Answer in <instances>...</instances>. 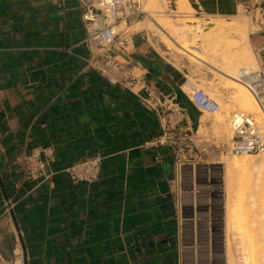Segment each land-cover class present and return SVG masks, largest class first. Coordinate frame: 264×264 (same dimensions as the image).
I'll return each instance as SVG.
<instances>
[{"label": "crops", "instance_id": "0c3cea01", "mask_svg": "<svg viewBox=\"0 0 264 264\" xmlns=\"http://www.w3.org/2000/svg\"><path fill=\"white\" fill-rule=\"evenodd\" d=\"M244 1L190 0L200 13L225 17ZM81 14L78 0H0V258L234 264L222 142L199 139L212 122L181 89L189 65L170 61L144 33L134 37L146 79L187 110V136L159 145L155 113L87 67ZM38 146L55 151V174L40 186L23 168ZM97 154L95 182L73 183L63 171Z\"/></svg>", "mask_w": 264, "mask_h": 264}, {"label": "built area", "instance_id": "2783aa9c", "mask_svg": "<svg viewBox=\"0 0 264 264\" xmlns=\"http://www.w3.org/2000/svg\"><path fill=\"white\" fill-rule=\"evenodd\" d=\"M78 1L85 29L82 43L89 52L87 67L111 85L135 94L146 108L155 113L162 130L157 144L175 145L185 138L187 133L183 123L187 110L175 93H165L155 83L148 81L145 69L134 58V37L144 32L133 31L132 25L149 15L145 0ZM238 14L251 17L257 25L252 35L264 33V0H245ZM257 54L260 66H243L234 77L249 88L264 113V42L257 48ZM181 89L200 113L214 116L221 112V103L193 76H185ZM227 121L232 133L227 144L228 153L234 156L264 154V120L260 121L254 114L236 108L229 112ZM54 160L53 146L30 149L23 159L26 179L36 186L43 184L55 174L52 168ZM102 162L101 155L87 156L68 165L63 171L73 183L90 184L99 179Z\"/></svg>", "mask_w": 264, "mask_h": 264}, {"label": "bare ground", "instance_id": "6f19581e", "mask_svg": "<svg viewBox=\"0 0 264 264\" xmlns=\"http://www.w3.org/2000/svg\"><path fill=\"white\" fill-rule=\"evenodd\" d=\"M151 1L158 2L160 5L162 2V1L160 2L159 0H151ZM176 2H177L176 3L177 11H175L176 12L175 14L176 17H178V19L176 20L175 28L169 30L163 26V23L157 21V24L159 26V31L161 34H163L162 37L165 38L166 40L168 39L170 43L169 45H176V47H179L180 50L179 51L177 50L178 54H176V56H178L179 54L187 55V56L192 55L193 58L197 59V62L205 61L206 63H211V65H214L218 69V73H220L221 76L223 75L222 77H226L225 78L226 81L224 83L226 85L224 87L232 90L231 98L235 102V105L233 106L254 114L256 118L260 121L264 120V113L262 112L252 92L249 90V88L246 85L236 80L234 77L237 70L243 66L250 68H257L261 64L258 55L253 53L251 49L252 43H251L250 34L256 32L255 30H257V25H253L252 27L249 24H243L244 22L241 23L240 21L238 22L237 20L228 24L223 19L220 20L211 19L206 23H202L200 22L201 20H199L198 17L196 24L190 20V18H194L193 12L195 11L193 6L191 5L190 0H176ZM186 5H188V7H186ZM145 9H147L148 13H150L151 10L149 11L148 7H146ZM144 20L145 19L134 23L132 25V30L133 27L142 23ZM173 26L174 25L168 27L172 28ZM143 30L144 28L133 31L138 32ZM196 46H197V54L192 51ZM230 100L229 102L232 101ZM227 102L224 103L223 101L220 103H222V105L225 104L227 105ZM223 107L224 106H222V108ZM225 113H226L225 115L228 116L227 112ZM217 117L219 118L218 121H221V124L224 125L225 116L222 113H219L217 114ZM202 126L204 125L202 124ZM230 137H232V134H230ZM222 161H224L225 163L226 190L228 191L229 194L227 198V207H228L227 220L229 223L230 230H232L233 234L238 236L239 239L241 238V236L244 235L245 241L243 239V243L244 242L247 243V241H251L249 244L251 243L253 244V235L250 237L248 236L249 233L247 234L244 233L248 232L246 229L247 224L252 225L258 222L256 219L255 220L252 219L250 220L251 221L250 223H247L250 217L247 218L245 214L246 213L245 211L247 210L246 208L247 206L245 205L249 204L250 207L257 208L259 204V200L257 199L258 194H260L259 189H262L263 188L262 186H264V177H263L264 156L263 158L261 157V159H258L256 156L252 154L244 155V156L233 155L231 159L226 158L225 160L223 159ZM259 215H260L259 217H262L261 214ZM241 221H246V222L241 223ZM243 223L245 224L247 223L246 226ZM244 229H246V231ZM261 235H262L261 238L262 241L264 240V236L263 234ZM239 242H240L239 244H241V240H239ZM245 243L242 245H246ZM229 248H231V245ZM239 248H241V246ZM246 248L250 250L248 251V256L247 257L245 256L246 258L244 256L242 257L243 258L242 262L244 264H261V262L264 263V250L257 251L254 249L253 245H251L250 247L248 246ZM231 257H232L231 259L233 260V256Z\"/></svg>", "mask_w": 264, "mask_h": 264}, {"label": "rangeland", "instance_id": "374dc122", "mask_svg": "<svg viewBox=\"0 0 264 264\" xmlns=\"http://www.w3.org/2000/svg\"><path fill=\"white\" fill-rule=\"evenodd\" d=\"M159 1L160 2L162 1L161 5L155 1L152 2L151 0H145V8L148 7V10L149 11L151 10L152 12L150 11V13H149L150 15L147 16L142 23L133 27V30H140V29L144 28L143 32H144L146 39H148L154 46H156L163 55H165L170 61H175V63L184 62V63L188 64L189 68L192 71L191 76H193V78L198 81V83L200 84L201 87H203L204 89L209 91L211 93V95H213V97H215L219 102L224 101V103H226L228 101L227 105L226 104L222 105V103H221V108H222V106H224V107L221 109V112H220L225 116L224 120H225L226 125L225 124L222 125L221 121H218L219 118L217 117V115L211 116V115L205 114L204 117L211 120L212 128L208 129L206 127L205 128L201 127L198 135H199V139L200 138H202V139L209 138L211 135H214L219 141L222 142V144H221L222 147L219 149L220 150L219 154L221 156L220 159L221 160H223V159L225 160L226 158L231 159L233 155L228 153L227 144L229 143V141L231 139L230 134H232V133H231L225 112H227V115H228L230 111H232L233 109H236V107L233 106V105H235V102L231 98V91L232 90L224 87L226 85V84H224L226 81V79H225L226 77H222L223 75L221 76V74L218 73V69L214 65H211V63H206L205 61L197 62V59L193 58L192 55L191 56L189 55L190 57L187 55H182V54L181 55L179 54L178 56H176V54H178L177 52L180 50L179 47H176V45H169L170 43H169L168 39L166 40L165 38L162 37L163 34H161L159 31V26L157 24V21L163 23V26L169 30H172L173 28H175L176 20L178 19V17H176V14H175L176 13L175 11H177V4H176L177 2H176V0H159ZM156 3H158V4H156ZM186 7H188V5H186ZM193 15H194V18H190V20L196 24H197V17H198L199 20H201L200 22H202V23H206L211 19L212 20L213 19L214 20L223 19L228 24L237 20L238 22L240 21L241 23L244 22L243 24H249L252 27H253V25H256L253 22V20L251 19V17H248L245 14H238V15L232 16V17H225V16L220 17V16L204 15L203 13H200V12L195 10L193 12ZM171 24L174 26L172 28H169L168 26H172ZM261 35H264V33H259L256 35L250 34L251 43H252L251 49H252L253 53H255V54H257V48L259 47V44L257 43V38ZM195 48L192 51L197 54V46ZM191 58H192V60H191ZM218 64H219V62H218ZM222 86H223V88H222ZM229 100L231 102H229ZM254 156H256L258 159H261V157L263 158L264 154H257ZM222 157H224V158H222ZM222 162L224 163V161H222ZM224 165H225V163H224ZM263 177H264V174H263ZM262 187L264 188V186H262ZM263 188L259 189L260 194H258V197H257V199L259 200V204H258L257 208L256 207H250L249 204L245 205V206H247L246 207L247 210L245 211L246 212L245 214H246L247 218L250 217L249 221L247 223H250L251 222L250 220H252V219H254V220L256 219L258 222L256 224H252V225L251 224L249 225L246 223L247 228L245 227L248 232H246L244 234L249 233L248 236H250V237L253 235V244L252 243L249 244L251 241H247V243L244 242L246 245H242V244H244L243 239L245 238V236L243 235L239 239L238 236L234 235L232 232L230 233L231 234V245L233 248L232 252L234 254V264H244L242 262V259H243L242 256H244V257L248 256V251L250 250V249L248 250L246 248L248 246L250 247L251 245H253L254 249L257 251H263L264 250V240L261 241V238H262L261 234H263V236H264V223H263L264 222L263 221L264 220L263 219L264 218L263 217V214H264V193H262V192H264ZM227 193H228V191H227ZM228 196H229V194H228ZM259 214H261L262 217H259L260 216ZM246 221H241V223L246 222ZM243 224H245V223H243ZM246 224H245V226H246ZM260 227H262V228H260ZM234 228H236V227H234ZM246 229H244V230L246 231ZM260 229H263V230H260ZM239 240H241V244H239L240 243ZM244 241H245V239H244ZM237 245H238V247L241 246V248H239V250L237 249ZM240 249L242 250L243 254H242ZM240 256H241V259L239 258ZM0 264H23V261L20 258V259L14 260V262H12V263H7L6 261H4L0 258ZM261 264H264V263L261 262Z\"/></svg>", "mask_w": 264, "mask_h": 264}, {"label": "water", "instance_id": "95a60500", "mask_svg": "<svg viewBox=\"0 0 264 264\" xmlns=\"http://www.w3.org/2000/svg\"><path fill=\"white\" fill-rule=\"evenodd\" d=\"M15 219V218H14ZM16 220V219H15Z\"/></svg>", "mask_w": 264, "mask_h": 264}]
</instances>
